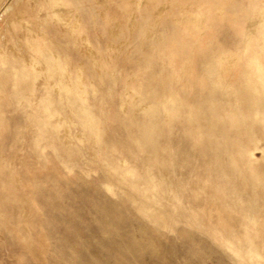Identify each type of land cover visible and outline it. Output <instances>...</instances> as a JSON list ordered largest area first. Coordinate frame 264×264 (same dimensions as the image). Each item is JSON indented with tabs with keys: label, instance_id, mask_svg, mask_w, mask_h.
Here are the masks:
<instances>
[{
	"label": "rangeland",
	"instance_id": "rangeland-1",
	"mask_svg": "<svg viewBox=\"0 0 264 264\" xmlns=\"http://www.w3.org/2000/svg\"><path fill=\"white\" fill-rule=\"evenodd\" d=\"M56 1L0 0V264H264V0Z\"/></svg>",
	"mask_w": 264,
	"mask_h": 264
},
{
	"label": "bare ground",
	"instance_id": "bare-ground-1",
	"mask_svg": "<svg viewBox=\"0 0 264 264\" xmlns=\"http://www.w3.org/2000/svg\"><path fill=\"white\" fill-rule=\"evenodd\" d=\"M58 1H59V0H58ZM58 1H56V2H58ZM56 2H55V3H56ZM59 2H60V1H59ZM60 4H61V3H60ZM10 5H11V4H10ZM11 6H13V5H11ZM12 9H13V8H12ZM10 10H11V9H10ZM60 10H62V9H60ZM57 11H58V10H57ZM3 14H4V13H3ZM7 14L9 15V13H7ZM12 14H13V13H12ZM5 15H6V12H5ZM10 18H11V17H10ZM11 19H12V18H11ZM15 19H16V18H15ZM262 19H263V18H262ZM262 19H260V20H262ZM6 20H8V18H7ZM6 20H5V21H6ZM16 21H17V20H16ZM6 22H7V21H6ZM22 22H23V21H22ZM7 23H8V22H7ZM261 24H262V22H261ZM263 25H264V23H263ZM24 26H25V24H24ZM26 28H27V27H26ZM9 29H10V28H9ZM259 34H260V33H259ZM263 34H264V33H263ZM31 41H32V40H31ZM33 41L37 42L36 40H33ZM33 41H32V42H33ZM261 41H262V40H261ZM261 43H262V42H261ZM33 44H34V42H33ZM35 44H36V43H35ZM35 44H34V45H35ZM52 53H53V52H52ZM257 66H258V65H257ZM258 68H259L258 70H261L260 67H258ZM261 73H262V72H261ZM261 79H262V78H260V80H261ZM64 81H65V80H64Z\"/></svg>",
	"mask_w": 264,
	"mask_h": 264
}]
</instances>
